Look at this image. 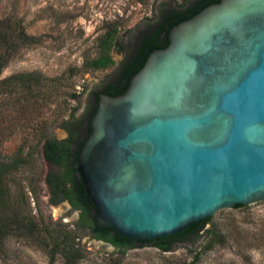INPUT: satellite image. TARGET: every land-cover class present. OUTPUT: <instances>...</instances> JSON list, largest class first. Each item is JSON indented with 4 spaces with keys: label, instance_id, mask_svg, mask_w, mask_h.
Segmentation results:
<instances>
[{
    "label": "water",
    "instance_id": "95a60500",
    "mask_svg": "<svg viewBox=\"0 0 264 264\" xmlns=\"http://www.w3.org/2000/svg\"><path fill=\"white\" fill-rule=\"evenodd\" d=\"M168 40L98 95L77 160L98 227L147 242L264 201V0H220Z\"/></svg>",
    "mask_w": 264,
    "mask_h": 264
},
{
    "label": "rangeland",
    "instance_id": "374dc122",
    "mask_svg": "<svg viewBox=\"0 0 264 264\" xmlns=\"http://www.w3.org/2000/svg\"><path fill=\"white\" fill-rule=\"evenodd\" d=\"M187 1L190 0H146L145 3L139 0H0V19L19 22L34 38L32 45L17 53L0 79L14 74L40 73L59 84L52 97L54 103L45 105L41 116L29 128L19 127L0 149L7 162L22 145L26 146L25 152L32 154L23 165L8 168L3 165L0 180L3 177L5 181L0 183L6 184L15 199L23 200L24 213L30 212L47 228L61 227L78 237L76 242L84 257L75 264H183L192 261L191 252L200 253L206 244L204 239H192L163 252L146 243L121 252L95 239L88 230L78 226V213L67 202L52 204L46 178L59 169L52 167L43 153L46 137L67 138L66 120L72 114L76 120L84 116L92 93L114 80L136 37L158 20L164 5L177 9ZM111 23L119 25L118 43L124 46V51L113 50V67L90 69L88 62L98 56L100 38ZM73 94L80 95L78 100L72 99ZM38 125L44 126L41 133L37 131ZM212 218L207 228L216 226L226 236V243L204 252L198 264H264V201L224 209ZM1 243L0 264H65L61 256L55 260L50 258L40 238L23 231Z\"/></svg>",
    "mask_w": 264,
    "mask_h": 264
},
{
    "label": "trees",
    "instance_id": "16d2710c",
    "mask_svg": "<svg viewBox=\"0 0 264 264\" xmlns=\"http://www.w3.org/2000/svg\"><path fill=\"white\" fill-rule=\"evenodd\" d=\"M139 1L146 2V0ZM218 2L220 0H190L182 8L177 9L164 5L158 20L149 25L144 34L138 38L137 46L129 49L117 85L109 87L106 93L112 96L124 94L129 87L131 78L144 67L150 53L169 46L168 34L172 27L191 19L206 7ZM14 22L12 19H0V76L17 53L34 42V38L26 32L25 28L19 22ZM119 34L120 29L117 23L107 25L105 33L100 38L98 56L88 62L90 69L106 70L113 67L115 64L113 50L118 48L119 51H124V46L118 43ZM54 81L56 80L46 78L40 73L14 74L0 79V104L5 105L0 106V149L17 132L19 127H21L20 129L29 128L33 120L41 116L42 108L47 104L54 103L52 97L59 89V84ZM79 97V94H73L72 99L78 100ZM97 109L98 106L89 115V133L79 147L73 138L65 141L54 137L45 138L44 158L52 167L59 169L58 172H50L46 178L51 191L52 204L57 205L65 199H69L74 207L83 210L78 226L90 228L95 233V239L110 243L121 252L135 248L136 244L146 243L153 244L163 252H169L175 245L187 240L204 239L206 244L203 250L195 255L191 252L192 261L183 263L198 264L204 252L210 251L216 246L225 245L226 236L216 226L207 228L212 223V217L192 224L176 235L148 242L125 238L112 229L98 227L96 221L98 210L79 174L77 161L81 149L90 135V124ZM73 119L76 121L72 114L70 119L64 123V127L69 128L74 122ZM42 130L44 131V126L38 125L37 131L41 133ZM42 137L45 135L43 134ZM25 149V145L19 147L16 153L9 157L12 159L9 162L4 160L0 150V171L3 170V165L8 168L27 162L32 154L25 152ZM1 180L5 181L3 177ZM6 188V184L0 183V250L1 242L5 238L23 231L40 238L52 260L61 256L65 264H75L83 259L84 251L76 242L78 238L76 235L62 230L61 227L47 228L38 222L30 212L24 213L21 209L23 200L15 199ZM243 207L245 206L237 205L235 208Z\"/></svg>",
    "mask_w": 264,
    "mask_h": 264
},
{
    "label": "flooded vegetation",
    "instance_id": "af4514ba",
    "mask_svg": "<svg viewBox=\"0 0 264 264\" xmlns=\"http://www.w3.org/2000/svg\"><path fill=\"white\" fill-rule=\"evenodd\" d=\"M148 26L149 25H147V27H146V29H144V31L139 33V35L136 37V40H134V44L131 46V48L132 47L134 48L137 46L138 38H140L144 34V32L148 29ZM123 65H124V61L117 68V74H116L114 80L108 82L107 84H104L99 90L92 93L91 97L89 98V106L87 107V111L85 112L84 116L81 117L80 119H77L76 121H74L72 123V125L69 126V128H65L67 138L64 140H60V141H65L69 138H73V140L75 142H77V146L79 147V145L86 139V137L88 136V133H89V131H88V129H89L88 128L89 117H90L89 115H91L93 113L94 109L99 104L98 95L107 94L106 91L109 87L117 85V81H118L119 75L123 69ZM63 202H67L68 205L70 206L71 210L78 213L79 220L81 221L83 210L74 207L69 199H65ZM85 229L88 230V232L94 237L95 233L90 228L85 227ZM102 242H104V241H102ZM105 243H107V242H105ZM107 244H110V243H107ZM114 248H116V247H114Z\"/></svg>",
    "mask_w": 264,
    "mask_h": 264
}]
</instances>
